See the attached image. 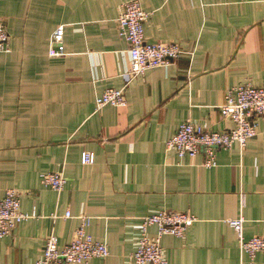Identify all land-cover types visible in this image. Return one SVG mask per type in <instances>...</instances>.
Here are the masks:
<instances>
[{
    "label": "crops",
    "instance_id": "crops-1",
    "mask_svg": "<svg viewBox=\"0 0 264 264\" xmlns=\"http://www.w3.org/2000/svg\"><path fill=\"white\" fill-rule=\"evenodd\" d=\"M126 1L0 0L9 36L0 53V200L8 189L24 193L30 217L0 239V264H34L50 235L61 249L82 217L87 236L109 250L88 264H133L141 219L161 211L196 219L183 237L162 238L168 264H264L263 253H241L227 223L242 218L245 240L264 236V115L246 147L218 151L213 168L202 155L166 150L187 121L231 129L219 112L226 91L264 85V0H140L145 40L184 54L130 81L117 25ZM58 27L62 53L52 56ZM107 89L123 90L126 105L97 111ZM51 172L65 178L59 193L41 184Z\"/></svg>",
    "mask_w": 264,
    "mask_h": 264
},
{
    "label": "built area",
    "instance_id": "built-area-1",
    "mask_svg": "<svg viewBox=\"0 0 264 264\" xmlns=\"http://www.w3.org/2000/svg\"><path fill=\"white\" fill-rule=\"evenodd\" d=\"M149 14L144 12L140 0H129L121 4L117 19L118 32L124 38L129 59L126 77L130 80L142 76L147 70L167 67L174 63L183 53L181 48L172 43H150L144 37V24ZM63 27H58L52 36V43L58 50L50 54L61 55ZM9 36L0 22V53L8 52ZM126 105L123 90L107 89L96 100L95 107L100 111L103 107H124ZM220 116L228 121L232 128L226 131L213 132L204 126L190 121L182 123L173 137L166 142V150L177 154L179 158L203 156L205 168L216 166L218 151H227L236 143L244 149L247 142L257 134L256 118L264 115V85L253 86L249 83L228 89L219 107ZM81 162L84 165L93 163L91 153H83ZM65 178L62 173L51 172L41 176L43 187L56 193L62 191ZM24 193L8 189L0 200V239L13 235L16 228L28 215L21 212L20 202ZM66 213L65 217H69ZM195 217L189 213L161 211L141 219L138 226L139 238L135 252L131 256L133 264H168L164 257L161 240L164 236L181 238L194 222ZM243 219L230 220L228 225L237 232L241 253L253 259L256 254H264V236L243 238ZM88 220L80 219L72 241L61 249L58 240L50 235L45 240L43 253L34 264H88L93 259H105L109 255L108 246L93 241L86 234ZM156 227V235H148L150 227Z\"/></svg>",
    "mask_w": 264,
    "mask_h": 264
}]
</instances>
